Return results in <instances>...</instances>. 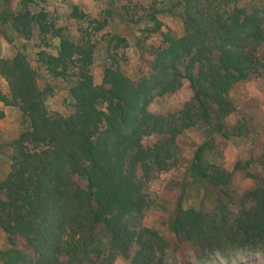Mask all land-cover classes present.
Instances as JSON below:
<instances>
[{
  "label": "trees",
  "instance_id": "obj_1",
  "mask_svg": "<svg viewBox=\"0 0 264 264\" xmlns=\"http://www.w3.org/2000/svg\"><path fill=\"white\" fill-rule=\"evenodd\" d=\"M26 1L25 10L17 14L0 11V22H10L26 37L33 25L46 33L53 25L47 13L39 11L34 20ZM238 1L175 0L162 11L181 18V36L161 31L155 16L160 10L150 5L146 16L155 23L152 31L160 30L162 43L151 47L150 71L138 80L121 71L112 52L102 83L95 84L89 72L95 45L89 40L61 38L56 55L41 51L40 59L53 75L66 78L72 68L78 77L70 89L76 111L67 116L51 114L44 106L36 71L23 53L0 58L11 95L0 90V101L17 106L28 121L27 130L12 142L17 153L11 171L0 181V226L10 243L22 235L32 251L0 248V264H113L118 257L129 259L133 249L128 264H164L168 244L163 236L137 226V215L145 207L137 171L148 178L154 167L174 166L176 161L167 160L175 138L196 119L211 134L229 136L223 119L232 110L230 90L264 68L258 49L264 42V0L250 11ZM111 2L126 12L134 7L131 0ZM177 6L182 9L175 11ZM53 33L59 35L58 30ZM184 78L193 97L179 113L149 110L154 97L175 91ZM152 133L164 137L145 146L143 138ZM216 148L212 139L197 147L184 191L199 185L231 197L232 172L212 159L209 151ZM260 162L264 169V153ZM213 201V211L189 206L174 213L169 228L177 242L198 244L203 252L240 247L264 252V187L251 192L250 204L244 203L232 220L225 204L217 197Z\"/></svg>",
  "mask_w": 264,
  "mask_h": 264
},
{
  "label": "rangeland",
  "instance_id": "obj_2",
  "mask_svg": "<svg viewBox=\"0 0 264 264\" xmlns=\"http://www.w3.org/2000/svg\"><path fill=\"white\" fill-rule=\"evenodd\" d=\"M24 0H0V11L9 9L13 14L25 10ZM130 12L121 10L118 2L111 0H27L26 11L34 16L39 11L47 13L46 20L53 25L46 33H41L38 25H33L30 37L17 32L11 23L0 22V58L12 57L17 52L23 53L30 66L35 69L36 82L43 91V103L47 110L62 115L76 111V100L71 93L78 77L72 74L66 78L55 76L48 71L40 59V52L56 55L60 39L73 42L83 39L94 44L93 62L89 72L95 84L103 81L104 69L110 63V53H114L121 71L133 80H138L150 71L151 47L162 43L159 31H152L155 23L146 14L150 5L157 11L155 16L162 23L161 31L171 30L176 35L184 33V24L178 15L162 11L175 0H131ZM263 0H239L237 5L250 11L260 7ZM111 9V14L108 10ZM177 6L175 11H180ZM82 16H75L81 14ZM101 26L99 29L97 27ZM59 31L55 35L53 31ZM114 36L124 38L117 42ZM113 39V40H112ZM116 47L109 50L110 46ZM259 53L264 55V42L259 46ZM0 90L11 98L8 80L0 72ZM232 110L223 122L229 136L210 133L208 126L198 119L180 132L175 138V148L171 151L168 163L176 164L166 170L154 167L150 176L145 178L141 169L137 171V181L141 183L144 194V209L139 212L137 226L156 230L163 236L167 246L163 252L164 264H264V252L256 248L214 249L203 252L201 246L191 242H177L175 234L169 228L171 217L180 207L194 206L204 211L215 209L213 199L217 197L225 204V211L232 220L242 206L249 205L251 192L264 187V169L260 157L264 153V68L248 80L237 82L229 92ZM193 91L187 79L175 91L156 96L149 104V110L155 114L167 115L179 113L184 105L191 101ZM0 107V181L11 171L13 157L17 148L12 142L27 130L28 121L19 108L7 105L3 101ZM164 135L152 133L142 140L145 146H153ZM218 146L212 149V159L232 172L229 190L231 197L199 185L183 190L191 180L189 166L194 159L197 147L210 140ZM27 146L31 147L27 143ZM249 163L246 165V162ZM241 162V168L236 165ZM74 181L84 186V180L74 175ZM16 247L27 254L32 253L22 235L14 237V244L8 240L7 232L0 226V248ZM129 259L118 257L113 264H128Z\"/></svg>",
  "mask_w": 264,
  "mask_h": 264
},
{
  "label": "crops",
  "instance_id": "obj_3",
  "mask_svg": "<svg viewBox=\"0 0 264 264\" xmlns=\"http://www.w3.org/2000/svg\"><path fill=\"white\" fill-rule=\"evenodd\" d=\"M4 105H3V103H0V107L2 108Z\"/></svg>",
  "mask_w": 264,
  "mask_h": 264
}]
</instances>
